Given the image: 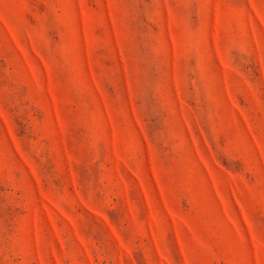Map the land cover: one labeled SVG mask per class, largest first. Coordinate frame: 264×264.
<instances>
[{"label":"rangeland","instance_id":"374dc122","mask_svg":"<svg viewBox=\"0 0 264 264\" xmlns=\"http://www.w3.org/2000/svg\"><path fill=\"white\" fill-rule=\"evenodd\" d=\"M0 264H264V0H0Z\"/></svg>","mask_w":264,"mask_h":264}]
</instances>
